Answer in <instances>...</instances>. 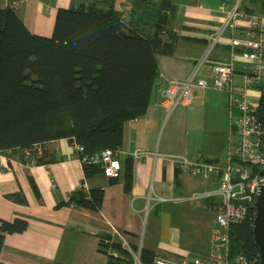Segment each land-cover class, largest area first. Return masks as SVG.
<instances>
[{
  "label": "crops",
  "instance_id": "1",
  "mask_svg": "<svg viewBox=\"0 0 264 264\" xmlns=\"http://www.w3.org/2000/svg\"><path fill=\"white\" fill-rule=\"evenodd\" d=\"M93 0H22L15 8L27 28L51 36L59 8ZM176 4L171 29L174 50L158 54L159 78L145 114L125 121L120 148L121 175L99 173L86 178L82 160L68 139L45 145L49 163L27 165L22 151L0 153V219L25 217L23 232L8 233L0 249V264H107L100 250V234L116 231L132 244L141 245L175 260H194L208 255L214 226V207L219 182L213 174L183 171L176 157L226 164L229 150L239 134L234 123L238 112L230 111L227 93L211 87L217 64L230 54V32L226 27L220 41L209 51V36L221 28L226 12L221 0H172ZM232 1L235 0H231ZM7 0H0V8ZM128 0H117L120 7ZM264 0H242L247 11H262ZM241 27L246 26L240 21ZM245 49L235 55L234 84L241 87L249 70ZM209 87L193 88L194 102L169 111L162 103L172 79H185L196 69ZM249 94L259 101L260 87ZM131 187L125 189L127 168ZM104 188L100 210L57 205L81 188ZM20 195L24 201L15 198ZM164 197V199H160Z\"/></svg>",
  "mask_w": 264,
  "mask_h": 264
},
{
  "label": "trees",
  "instance_id": "2",
  "mask_svg": "<svg viewBox=\"0 0 264 264\" xmlns=\"http://www.w3.org/2000/svg\"><path fill=\"white\" fill-rule=\"evenodd\" d=\"M128 1L127 21L117 0L59 8L51 36L31 32L14 7L0 8V153L42 143L38 163H49L55 158L48 156L45 145L65 138L82 145L77 156L86 178L103 173L94 157L106 148H121L125 121L145 114L149 107L160 75L157 55L174 50L171 23L176 4ZM258 115L264 123V88ZM130 176L128 167L126 190ZM104 196L102 187L82 186L57 207L100 210ZM15 198L24 201L20 195ZM254 215L251 206L249 216L233 224L232 246L259 262ZM27 227L25 217L0 219V249L6 234ZM131 247L137 249L136 244ZM100 250L107 254V264H132L130 250L110 233L100 234ZM155 255L142 247L145 264H151Z\"/></svg>",
  "mask_w": 264,
  "mask_h": 264
},
{
  "label": "built area",
  "instance_id": "3",
  "mask_svg": "<svg viewBox=\"0 0 264 264\" xmlns=\"http://www.w3.org/2000/svg\"><path fill=\"white\" fill-rule=\"evenodd\" d=\"M22 0H7L4 7L16 8ZM218 8L226 12V18L220 29L209 36V51L220 41V36L226 27L231 28V51L225 63L217 64L212 75L211 87L227 93L228 106L236 110L235 125L239 141L229 150L226 164L208 163L206 161L176 157L177 167L183 171L217 176L219 186L217 204L214 207V226L211 231L210 251L208 255L194 260H175L161 255H155L151 264H260L256 258H251L242 250H233V224L244 221L250 213L251 206L259 189L264 186V175L260 174L264 154V123L258 115L259 101L249 94L250 88L264 81V10L247 11L242 8V0H221ZM124 21L129 19L130 2L120 6ZM240 21L246 26L241 27ZM238 49H245L250 58L249 70L244 74L241 87L234 84L235 55ZM195 73L185 79H172L164 90L162 103L169 110L178 105H189L194 102L193 88L209 87L206 78L197 77ZM264 85L260 87V95ZM76 151L83 149L82 145L73 142ZM120 149L106 148L94 157L103 165V173L109 177L121 175ZM43 154V144L35 143L22 151L25 164H37ZM164 199V197H160ZM118 240L130 250L132 264H145L141 258V245L132 249L123 233L116 231ZM116 254V253H115Z\"/></svg>",
  "mask_w": 264,
  "mask_h": 264
},
{
  "label": "water",
  "instance_id": "4",
  "mask_svg": "<svg viewBox=\"0 0 264 264\" xmlns=\"http://www.w3.org/2000/svg\"><path fill=\"white\" fill-rule=\"evenodd\" d=\"M217 159H207L208 163H214ZM261 175H264V154H263V166L260 171ZM253 208L255 210L253 220L254 241L258 247L259 262L264 264V186H262L253 202Z\"/></svg>",
  "mask_w": 264,
  "mask_h": 264
},
{
  "label": "rangeland",
  "instance_id": "5",
  "mask_svg": "<svg viewBox=\"0 0 264 264\" xmlns=\"http://www.w3.org/2000/svg\"><path fill=\"white\" fill-rule=\"evenodd\" d=\"M254 99L256 100V99H258V97H254Z\"/></svg>",
  "mask_w": 264,
  "mask_h": 264
}]
</instances>
